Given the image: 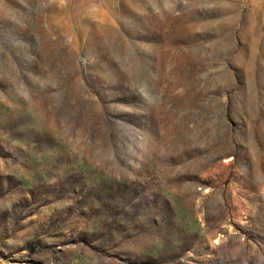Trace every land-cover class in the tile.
<instances>
[{"label": "rangeland", "instance_id": "374dc122", "mask_svg": "<svg viewBox=\"0 0 264 264\" xmlns=\"http://www.w3.org/2000/svg\"><path fill=\"white\" fill-rule=\"evenodd\" d=\"M0 264H264V0H0Z\"/></svg>", "mask_w": 264, "mask_h": 264}]
</instances>
